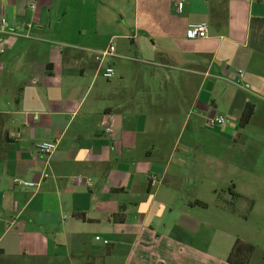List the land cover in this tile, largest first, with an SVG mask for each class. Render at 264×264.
Wrapping results in <instances>:
<instances>
[{
	"label": "crops",
	"instance_id": "crops-1",
	"mask_svg": "<svg viewBox=\"0 0 264 264\" xmlns=\"http://www.w3.org/2000/svg\"><path fill=\"white\" fill-rule=\"evenodd\" d=\"M0 45V264H231L203 210L264 196V0H0Z\"/></svg>",
	"mask_w": 264,
	"mask_h": 264
},
{
	"label": "rangeland",
	"instance_id": "rangeland-1",
	"mask_svg": "<svg viewBox=\"0 0 264 264\" xmlns=\"http://www.w3.org/2000/svg\"><path fill=\"white\" fill-rule=\"evenodd\" d=\"M123 45H128V48H133V44L129 39H122ZM114 43L118 42V39L113 40ZM131 47V48H130ZM131 53V52H130ZM129 59H123V64L127 67L130 66L131 62ZM116 63L120 66L121 61L116 60ZM134 68V66H133ZM129 74H134V71L129 72ZM229 205V204H228ZM236 212H231L229 210L216 211V210H203L204 217L217 218L218 213L221 214L220 232L223 230L225 232V238L222 233H220L219 241L225 242L229 240L228 247L231 248L235 238H240L243 241L252 244L253 251L249 253L250 248L248 245L244 247L243 252L247 255L248 264H264V196L258 197V202L254 208H243L235 204ZM218 219V218H217Z\"/></svg>",
	"mask_w": 264,
	"mask_h": 264
},
{
	"label": "built area",
	"instance_id": "built-area-1",
	"mask_svg": "<svg viewBox=\"0 0 264 264\" xmlns=\"http://www.w3.org/2000/svg\"><path fill=\"white\" fill-rule=\"evenodd\" d=\"M182 5L183 4L181 1L176 3L178 11L181 10ZM1 21L3 23H6V18L5 17L1 18ZM207 33H208V26L204 22H190L187 24L186 36L188 38L203 37V36H206ZM114 50H115V45L113 42H110L105 48L94 52V58L99 62V64H101L105 57L114 55ZM2 51H3V46L0 45V52ZM99 69H100L101 75L106 79H110L114 75V68L111 65L100 66ZM242 75H243V70L237 69L235 72V79H234V81L237 84L240 83L239 79L241 78ZM225 121H226V118L223 115H211V116H208L206 119L207 124L210 126L222 125L224 124ZM55 147H56L55 142L50 141V140H42L37 143L38 151L42 154H50L54 150ZM43 176L46 177L47 173H43ZM76 180L79 183H82L86 186L92 185L91 179L82 174H78L76 176ZM13 181L15 184H20V185H26V186L34 185V182L22 181L17 178H14ZM156 181L157 179L154 176L150 178V184H154ZM95 239L98 240L100 239V237L95 236ZM102 241L104 244L107 243V240L105 239H103Z\"/></svg>",
	"mask_w": 264,
	"mask_h": 264
},
{
	"label": "trees",
	"instance_id": "trees-1",
	"mask_svg": "<svg viewBox=\"0 0 264 264\" xmlns=\"http://www.w3.org/2000/svg\"><path fill=\"white\" fill-rule=\"evenodd\" d=\"M252 113H253V105L252 104H246L242 113H241V116H240V122H239L240 125L246 124L249 121ZM229 193L232 195V197H240L241 196L239 193L234 192L231 189L229 190ZM227 207L232 212H236V210H237L234 203H229V205H227ZM246 245H248L250 248L249 253L252 252L253 248H254L252 246V244L247 243L238 237L235 238L233 245L231 247V250L227 255V261L231 264H248V261H247L248 259L246 258L247 255L243 252L244 247Z\"/></svg>",
	"mask_w": 264,
	"mask_h": 264
}]
</instances>
